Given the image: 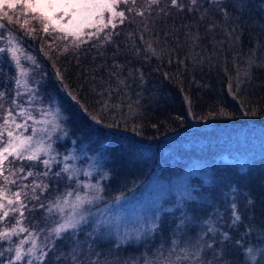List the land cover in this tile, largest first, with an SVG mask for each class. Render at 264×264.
Returning <instances> with one entry per match:
<instances>
[{
  "label": "trees",
  "instance_id": "16d2710c",
  "mask_svg": "<svg viewBox=\"0 0 264 264\" xmlns=\"http://www.w3.org/2000/svg\"><path fill=\"white\" fill-rule=\"evenodd\" d=\"M178 2L183 10L173 7L171 0H159L151 8L147 0L122 3L124 22L105 31L113 33L111 40L85 38L79 49L57 34L48 46L39 42L43 37H27L16 22L0 30L5 38L9 30L16 35L39 65L21 60L36 98L31 105L27 95L19 102L40 109L43 101L48 108L56 106L67 130L65 149L74 142L89 154L102 156V202L139 189L160 164L172 163L178 170L215 149L231 147L235 153L248 154L243 170L223 163L215 167L207 185L193 177V196L171 203L148 236L119 244L99 239L82 224L56 241V249L49 253L51 264H252L245 261L243 251L264 231V137L248 136L249 126H264V0H243V7L237 0H224L237 5L228 8L227 16L215 0H198L194 11H189L190 0ZM0 73V91L8 93L10 102L16 69L5 55H0ZM33 110L35 115L41 112ZM221 133L227 139H220L222 145L217 146ZM21 164L25 173L40 175L17 179L7 186L12 192L27 184L31 196L33 181L48 186L43 192L36 190L39 200L22 197L27 204L23 226L36 232L42 245L53 227L47 204L71 185L64 175L55 177L56 165L44 176L47 169L42 163L16 161L13 167ZM3 183L0 178V186ZM233 202L241 215L235 224ZM16 218L19 213L0 221V230L15 225ZM210 226L217 231L210 232ZM223 233L230 240L223 241ZM25 236L12 237L11 245L0 241V250ZM5 254L2 264L10 257V252Z\"/></svg>",
  "mask_w": 264,
  "mask_h": 264
},
{
  "label": "snow or ice",
  "instance_id": "6c2138e0",
  "mask_svg": "<svg viewBox=\"0 0 264 264\" xmlns=\"http://www.w3.org/2000/svg\"><path fill=\"white\" fill-rule=\"evenodd\" d=\"M120 2L121 0H0V16H3L11 23L13 17L4 9H16L19 7L24 10L21 26L25 28L28 35L35 38L34 34L37 32V27L32 24V21H34L36 25H39V30L43 33L50 35L53 32H58L62 34L57 37L58 39L71 38L72 47L79 49L82 43L87 42L85 37L89 40L103 39L105 42L111 40L112 32L106 33L103 37H101V33L105 32V29L109 27L113 30L116 28V23L114 22L116 17H119V23L122 24L124 22L125 12L116 11V6ZM123 2L127 4L128 0H123ZM131 2L135 5L136 0H131ZM215 2L220 3L219 11L225 16L229 15V7H237V5L225 3L224 0H215ZM237 2L239 7H243V0H237ZM147 3L148 8H151L152 5H158L159 0H147ZM190 4L189 11H194L198 6V0H190ZM171 5L183 10V6L178 0H171ZM106 13L109 15L107 20L105 18ZM137 15L143 16L144 12L138 11ZM201 19H203V16ZM3 29H5V25L0 24V30ZM86 29L89 31L86 32ZM233 31L235 30L233 29ZM64 50L67 51V47ZM0 55L7 56L16 69V76L14 77L15 96L9 102L7 100L8 93L0 91V111L3 112V116L0 117V120H2L0 122V178L4 182L3 186H0V221L7 219L10 214L15 216L16 213H19V218H16L15 225H8L0 230V241H7L11 245L13 236L27 233V236L20 239L18 244L0 250V257H3L5 251H7L14 253L8 258L7 264H51L49 253L56 249V241L64 239L66 233L75 232L82 223L87 221L85 206L92 205L102 199L103 197L100 194L103 192V188L98 185L85 184L83 187L90 189L91 195L88 193L81 195L77 190L75 193L67 192L64 197H57L55 201L49 203L46 208L49 218L53 214H58L60 219L53 221V227L47 230L45 242L42 245L38 243L39 235L23 226L24 209L27 208L24 199L39 200L36 190L40 189L43 192L47 190L48 186L33 181L31 184V196L26 191L29 187L27 184L18 185L19 190L12 192L7 186L16 184L17 179L27 180L28 177L40 175V173H33L31 170L25 173V168L22 164L19 167L13 166L16 161L39 162L47 169L43 172V175H50L52 163L55 162V157L50 155L52 151L51 144L45 146L43 136H37L38 132L46 133L48 129L46 127L37 128L36 125L51 124L53 130L58 129L60 127L58 123L59 111L57 110L53 114V118L48 120L46 118L48 113L45 110H41V119L38 120L33 116L32 111L24 106V103L19 102L27 95L28 100L26 103L31 105L36 98V90L29 86L27 80L29 72L24 68L21 60L30 61L36 67H39V65L33 57L25 55L21 40L10 30L7 38H5L3 31H0ZM245 75L247 76L248 73ZM73 99L79 104V100L75 96H73ZM6 103L7 107L5 106ZM17 117L22 118V122H17ZM94 119L95 123H101L99 118ZM29 121H32L31 125H29ZM29 127H31V135H25L24 133L28 132ZM50 138L51 135L49 133ZM42 156H48V158L41 159ZM9 157L12 159L9 160ZM70 158L66 156L65 160ZM5 172H7V175H5ZM76 172L77 170L70 168L65 163L63 168L59 172L54 173V175L60 178L63 173L67 175L69 180H72ZM22 173L23 175H21ZM85 175H88V173H85ZM10 177H15L16 179H10ZM70 197L74 198L69 199ZM247 203L252 205L253 201L248 200ZM40 206L45 207L43 204ZM231 208L233 210V224H235L241 220V215L237 211L235 202L232 203ZM158 227V224L154 223L152 225L153 230ZM208 230L210 232L217 231L211 226ZM228 240H230L229 235L223 233V241ZM236 243L239 244L240 241H236ZM25 245H29V247L25 249ZM247 251L248 258L252 261V264H256V256L253 254V249L249 248ZM75 259L73 257L74 261Z\"/></svg>",
  "mask_w": 264,
  "mask_h": 264
},
{
  "label": "rangeland",
  "instance_id": "374dc122",
  "mask_svg": "<svg viewBox=\"0 0 264 264\" xmlns=\"http://www.w3.org/2000/svg\"><path fill=\"white\" fill-rule=\"evenodd\" d=\"M129 1L131 0H128V2ZM122 3H124L123 0H121V2L116 6V11H122L120 7ZM4 11L12 16L13 19L12 22L9 23L6 18L0 16V24H4L6 29L10 26L8 24H12L13 22H16L19 27L21 26L23 22V9H20L19 7L16 9L5 8ZM105 18L106 20L109 18L107 13L105 14ZM114 22L117 23L116 26H118L119 17H116ZM32 24L39 30V25H36L34 21H32ZM111 30V27L105 29V31ZM85 31L87 32L89 30L86 29ZM6 32V36H8L9 31ZM24 32L26 33L25 28ZM37 32L34 34L35 37L40 36L44 38L47 36V38H44L45 40L40 38L39 42L46 43L48 46L52 45V42L54 41L53 39H55L54 35H62L58 32H53L50 35L45 34L40 30V33L38 32L37 34ZM26 36L31 37L27 33ZM68 39L71 40V38ZM50 40H52V42ZM25 55L29 56V53H25ZM43 102L41 103V107H43V109L35 106L31 107L29 105L28 108L32 111L33 116H35L38 120L41 119V112L35 115L33 109H37L39 111L45 110L48 113L46 118L51 120L53 118V114H55L57 110L59 111V109L56 106L48 108L47 103ZM17 122H22V118L17 117ZM28 123L31 125L32 121H29ZM58 123L60 127L56 130H53L51 124L36 125L37 128L46 127L48 129L46 133L38 132L37 136H43L45 146L51 144L52 151L50 155L55 157V162L52 163V166L56 165V168L58 167L60 171L66 163L70 168L77 170L76 175L72 178V180H69L67 175L62 173L69 185H71L70 188H67L66 193H75V191L78 190L81 195H85V193L91 195V190L85 189L83 185H98L100 187L101 178L105 175V171L102 169L101 165L102 156L97 153L93 155L89 154L84 145L75 146L74 142H72V147L65 149L63 143L67 138V130H65V126L63 125V116L60 111ZM248 130V136L251 138H254L256 135L264 137V126L262 125L254 127L249 126ZM49 133L51 135L50 139ZM24 134L31 135V127H29L28 132ZM239 134H243V131L240 130ZM225 137L224 133H221L218 136L219 139L216 137L215 142H218L216 145H222L221 140L227 139ZM229 137L232 139L233 135H230ZM252 141L257 142L258 140L253 139ZM60 143L61 145L57 146ZM232 146H234V144ZM201 147H203V145H201ZM225 149L219 152L215 149L207 157H203L198 160L193 159L191 163L186 165V167L178 170L173 168L172 163L168 166L160 164L154 174H151L149 180L139 189H134L128 196L118 197L119 199L116 198L115 200L106 202H102V199H100L92 205H86L85 211L87 214V221L82 224L86 225L91 231H93L95 236L99 239L109 240L119 244L135 242L145 236H148V234H150L153 230L152 225L157 223L158 217L162 211L172 207L171 203H176L183 198L193 196L192 191L195 187V185H191L193 177L200 179L203 184L207 185L212 182L213 177L215 176L214 173L216 166L222 167L223 163H230L236 164L239 167V170L244 169V164L246 163V157L248 154L242 155L246 152L235 153L234 148L232 147L230 148L231 151H227ZM66 156L71 158L65 160ZM45 158H48V156L41 157V159ZM11 159L12 158L9 157V160ZM170 166L172 167L171 170ZM85 173H88V175H85ZM66 193L62 194L60 197H64ZM73 198L74 197H70L69 199ZM48 205L49 203L47 206ZM51 217L53 218V221L60 219L58 214H53ZM256 241L257 242L252 243L251 246L244 249V259L245 261L252 263V261L248 258L247 251L251 248L253 249V254L256 256V263L260 262L261 264H264V231L256 236ZM18 243L19 241H16V244ZM24 247L26 249L29 245H25ZM12 255H14V253H10V257ZM6 256L8 257L9 254H5V257ZM25 259H27V257H25Z\"/></svg>",
  "mask_w": 264,
  "mask_h": 264
}]
</instances>
